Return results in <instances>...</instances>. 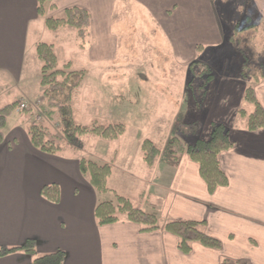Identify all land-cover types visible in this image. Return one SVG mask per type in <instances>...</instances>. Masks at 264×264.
<instances>
[{
    "label": "crops",
    "instance_id": "0c3cea01",
    "mask_svg": "<svg viewBox=\"0 0 264 264\" xmlns=\"http://www.w3.org/2000/svg\"><path fill=\"white\" fill-rule=\"evenodd\" d=\"M217 1L52 0L53 9L48 10L47 17L62 19L65 10L71 8L88 12L91 26L83 40L76 29L70 27L50 31L45 18L38 16V0H0V75L18 84L25 71L31 69L33 55H37V47L42 43L53 46L60 62L63 58L65 65L74 66L71 71H83L86 76L87 67L95 65L100 69L97 76L101 75V67L118 65L128 58L124 51L136 48L133 38L138 35L137 27L131 29V35L128 32V38L122 39L123 45L120 43L118 33L123 35L125 31L120 20L123 12L140 15L153 28L155 22L168 41V46L165 39L164 45L158 42L159 52L172 49V54L167 51L168 55L162 53V58L170 59L168 61L176 66H189L195 60V44L216 47L224 41V27L215 9ZM244 1L247 18L259 28L258 40L264 35V0ZM156 33V30L151 31L148 37L154 39ZM194 38L195 44L192 43ZM141 44L146 47L150 41ZM237 63L241 66L242 56H238ZM34 65L36 71H41L42 62L38 65L34 62ZM156 78L160 79L156 75L144 76V89L137 92L141 113H162L150 119L148 125L152 127L149 129L160 128L158 125L163 122L175 129L180 122L199 121L202 123L200 138L208 140L213 124L228 127L234 145L220 155V165L229 185L210 194L199 165L188 155L174 162L167 147L163 150L153 140L137 138L140 149L142 142L148 139L162 152L154 168H150L141 149L142 181L146 189L137 192L142 202L136 207L157 216L158 230L143 231L144 226L128 221L126 215L116 224L99 226L95 208L102 200H112L113 196L100 195L90 185L81 173L80 161L87 159L110 165L108 187L130 200L131 196L110 185L113 173H126V169H131L123 162L112 161L109 154L110 142L121 137L109 140L98 136L94 151L84 150L90 154L83 157L61 146L56 154L41 151L32 145L29 135L30 126L36 124L35 100H30L24 92L19 100L10 104L25 100L33 108L32 112L14 113L8 122L5 141L0 144V249L21 247L32 239L36 241L35 258L63 251L66 253L63 264H220L224 259L264 264V129L250 132L238 117L249 83L242 78L240 70L235 76H222L219 80L215 76L202 108H198L192 97L191 103L188 99V75L184 79L181 102L177 85H168L169 80L165 79L166 92L162 89L161 92L157 90L160 85L151 84L153 81L162 83V79ZM41 89L40 100L43 101L42 86ZM169 91L176 92L167 95ZM255 92L264 108V79L255 85ZM6 94L9 97L11 92ZM175 99L180 105L178 109L172 106V110L164 111ZM50 122L47 119V123ZM51 185L59 189L58 203L42 195V189ZM175 221L205 222L206 234L221 241L222 249L217 251L194 244L192 253L184 255L178 249L177 236L164 230L167 223ZM35 258L18 252L0 258V264H33Z\"/></svg>",
    "mask_w": 264,
    "mask_h": 264
},
{
    "label": "trees",
    "instance_id": "16d2710c",
    "mask_svg": "<svg viewBox=\"0 0 264 264\" xmlns=\"http://www.w3.org/2000/svg\"><path fill=\"white\" fill-rule=\"evenodd\" d=\"M52 0H38V16L45 18V24L50 31L57 32L62 28L70 27L76 29L78 37L85 39L91 26L90 15L86 10L71 8L65 10V17L56 19L47 17L49 9H53ZM235 31L231 35V42L242 56L240 74L249 83L247 86L243 103L239 109L238 117L245 128L250 132H257L264 129V108L258 101L255 92V85L264 79V51H260L257 46V35L259 28L253 24L249 18H245L244 26L239 23L234 26ZM37 55L42 62L41 86L44 89L43 99L48 103L49 108L55 110L62 126L66 140L73 144L77 142L79 134L88 130L82 128L74 119V94L84 81L85 72L71 71L66 73L58 69L59 57L53 46L39 44ZM188 90L193 101L198 108H202L209 85L214 80L215 75L209 65L201 61H193L188 66ZM18 102L3 106L0 109V144L6 138V129L9 119L16 113ZM52 116L53 114H48ZM202 123L180 122L176 128V133L167 143L168 154L172 161L177 162L184 154L200 167V175L207 185L208 192L214 194L218 188L227 187L229 179L220 165V155L233 148L230 138V130L223 124H213L211 135L208 140H202L200 133ZM94 131V130H92ZM96 135L104 139L116 140L122 133L115 128H108L104 131L95 130ZM29 135L32 145L49 154H56L60 147L54 144L56 136L47 131L42 123L30 126ZM144 161L150 168H154L161 157V150L150 140H144L141 146ZM82 175L89 180L90 185L100 194H113L110 201H101L95 208L94 216L99 226L113 225L120 221L122 215H126L128 221L144 226L143 231L158 230V218L154 214H149L140 208L134 207L131 202L122 196L117 195L108 187V179L112 170L110 165L100 166L93 161L82 159L80 161ZM42 195L52 201L59 202L60 194L56 185L44 187ZM206 223L197 221H175L167 223L164 230L177 236L178 249L184 255H189L193 251L194 244H201L204 247L221 250L222 242L208 236L205 232ZM24 253L35 258L37 248L36 241L29 239L21 247L0 249V258L7 257L15 253ZM66 253L57 251L55 253L36 257L33 264H63ZM220 264H248L246 260L224 259Z\"/></svg>",
    "mask_w": 264,
    "mask_h": 264
},
{
    "label": "rangeland",
    "instance_id": "374dc122",
    "mask_svg": "<svg viewBox=\"0 0 264 264\" xmlns=\"http://www.w3.org/2000/svg\"><path fill=\"white\" fill-rule=\"evenodd\" d=\"M215 9L216 14L220 18L222 27H224V41L216 47L212 45L195 44V38L192 40V43L196 46L193 54L195 58L194 61H201L208 64L216 76V80H219L222 76H235L238 70H241V66L237 63L240 53L237 52L230 38L235 31L234 26H236L237 23H239L240 27L244 26V20L247 17L248 10L244 0H232L229 2L218 0L215 3ZM139 17L140 15L135 16L133 12H123L120 17L121 23L125 25L124 34L120 35L118 33V36H120V43L123 38H128V32L129 35H131V29L133 27L139 29L138 35L133 38L134 43H137L136 48L124 51L128 54V58L123 59L118 65L101 67V75L99 76H97L98 70H100L98 66L94 65L93 67H87L89 72L86 74L79 88L81 90L77 89L74 94V119L78 125L82 128H86L88 132L79 134L77 142L70 144L63 134L58 115H56L54 109L49 108L46 101H42L43 106L35 110L36 113L34 116L37 123L43 124L45 122L43 126L46 125L45 128L47 131L56 136V140L54 141L56 146L67 149L66 151L69 153L76 151L75 154L81 157L86 156L85 154H90L85 153L84 150H86V152L94 151V142L99 141L97 140L98 135L94 133L95 130L104 131L108 128H115L117 132H121L122 135L120 136V140L110 142L111 150L109 154L112 155V161L117 160L118 162L120 161V163L123 162L126 164V167L128 165L131 166V169H126V173H113L110 185L120 193L124 192V194L131 196L130 200H128L134 207L139 206L142 202V197H139L137 192L146 189V185L142 181L144 162L141 161L140 158L141 149L136 142L137 138H148L153 140L159 148L166 150L167 143L176 133L175 129H171V125L167 124L168 126H166L164 122L158 125L160 128L149 129V127H152L151 124L148 125V123H151L150 119L162 113L143 114L139 111L137 92L140 88L144 89L143 86L145 82L143 77L159 76L160 79H156H162V83L155 79L157 82L153 81L151 84L153 86L160 85V87H157V90L161 91L162 89L164 92L166 91L163 85H167L165 79H168V85H177L179 87V91H181V102L183 100L184 79H186L188 75V66H176L173 62L168 61L170 59L164 60L162 58V53L168 55L167 51H169L170 54H172V49L169 47L166 51L161 50L159 52V43L161 42V44L164 45L165 39V44L168 46V41L165 35L158 30L159 27L156 23H153L155 26V28H153L146 23V20L144 21L143 17H140L143 20ZM154 30H156L157 33L154 39H152L148 36L149 33ZM262 30H264V25H262ZM138 36L145 38L140 39L137 38ZM146 41H150V44L144 47L141 43ZM121 45H123V42ZM124 45L126 46L127 44L124 43ZM257 46L260 51H264V35L258 38ZM160 54L161 56H158ZM33 59L34 61L31 65V69L25 71L24 76L18 84L16 82H10L4 75H0V106H6V104L8 105L15 100H19L24 92L30 100H35V103L41 99V71L38 69L36 71L34 65V62L38 65L41 61L37 55H33ZM239 59L241 58L239 57ZM65 63V59L62 58L61 62L59 60L58 69L68 73L74 66H67ZM27 76L29 78H27ZM162 76L164 77L162 78ZM171 90H173V88ZM7 92H11L9 97H7ZM175 92L176 91H169L168 94H166L170 95ZM163 96H165V93ZM190 97H192L191 93L188 94L189 101ZM162 98L164 99V97ZM177 102L178 101L175 99L171 106L166 105L167 107L163 108L164 111L165 109L172 110V106H175L177 110L178 106H180ZM28 104L30 105L29 102ZM188 108H190V105ZM29 111L32 112V110ZM24 112H28V109ZM50 113L53 115L49 116L48 114ZM197 113L200 114L201 111ZM168 117L167 119H169ZM39 118L40 120H38ZM47 119L51 122L47 123ZM47 124L49 128H47ZM165 127H169L168 130L165 129ZM70 149H72L71 152ZM114 192L121 196L118 192ZM110 195L114 197L113 194ZM103 201L104 200H102V202Z\"/></svg>",
    "mask_w": 264,
    "mask_h": 264
},
{
    "label": "built area",
    "instance_id": "2783aa9c",
    "mask_svg": "<svg viewBox=\"0 0 264 264\" xmlns=\"http://www.w3.org/2000/svg\"><path fill=\"white\" fill-rule=\"evenodd\" d=\"M39 105H40V102L37 103V106H39ZM27 108H28V104L26 102L23 101V102L20 103L19 111H23V110H25ZM38 120H40V118Z\"/></svg>",
    "mask_w": 264,
    "mask_h": 264
}]
</instances>
